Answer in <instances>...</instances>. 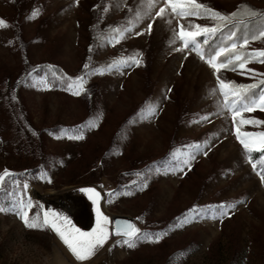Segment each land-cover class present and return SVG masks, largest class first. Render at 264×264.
<instances>
[{
    "label": "rangeland",
    "instance_id": "rangeland-1",
    "mask_svg": "<svg viewBox=\"0 0 264 264\" xmlns=\"http://www.w3.org/2000/svg\"><path fill=\"white\" fill-rule=\"evenodd\" d=\"M198 2L225 15L264 8V0ZM153 3L0 0V174L10 173L0 184V264H264L261 169L246 159L217 87V76L236 84L264 76L214 74L191 46L178 51L179 25L215 22L158 17L164 0ZM252 49H264V40ZM132 56L139 66L120 63ZM45 64L63 78L50 79ZM246 68L264 73L261 63ZM77 77L84 91L74 95L67 86ZM242 117L264 121V112ZM240 130L264 132V124ZM77 135L83 139L70 138ZM85 188L100 193L110 233L86 261L50 228H28L11 210L31 202L29 217L52 211L91 232L96 206ZM112 214L134 219L136 247L112 234Z\"/></svg>",
    "mask_w": 264,
    "mask_h": 264
},
{
    "label": "snow or ice",
    "instance_id": "snow-or-ice-1",
    "mask_svg": "<svg viewBox=\"0 0 264 264\" xmlns=\"http://www.w3.org/2000/svg\"><path fill=\"white\" fill-rule=\"evenodd\" d=\"M148 4L149 7L155 6L153 0H148ZM104 11L107 12L108 9L105 8ZM166 13L176 18L178 21L182 18L197 17L215 22L211 27L206 25L202 26L200 24H189L187 29H185L184 25H179V31L175 33V37L182 41L183 47L178 48V51H183L191 46L192 50L196 52L199 58L214 70V74L220 73L221 70L237 71V69H240L243 70L241 74L247 73L252 77L264 76V73H257L252 69L246 68L250 63L264 64V49L246 50L250 42L264 40V23H262L259 31L251 36V40L245 38L239 44L232 43L230 48H221L215 52V55L206 57L203 47L197 41L198 37L203 36L204 43H208L209 38L219 32L224 25L232 23L235 20H240V22L243 23V17H258L261 21H264V13L257 12L247 5H241L238 7L237 11L232 12L230 15H225L198 2V0H164V6L160 7L156 16L163 17ZM36 14V12H33L32 18H34ZM167 22L169 24L172 23L171 20ZM0 27H6L2 20H0ZM151 28L152 25L149 24L148 30L150 31ZM114 31L117 32L119 38H123V31L119 29H114ZM124 31H131V29H125ZM235 35L236 34L233 32L231 36H229V39H232ZM116 42H119V39H117ZM221 57H223V59H219ZM120 63L124 65L131 63L139 66L141 60L138 59L137 56H132ZM84 67L87 69L88 65L85 64ZM112 67L113 65H109V69ZM67 87L69 90L75 89L73 94L79 95L84 91L83 77H77L76 80L69 83ZM217 87L220 94L224 97L222 107L232 114L236 139L243 147L246 159L252 165L253 170L256 171L257 166H260L261 170L256 174L259 176L261 182L264 183V132L250 133L240 130L241 126L244 124H264V121L244 119L242 117L244 112H254L256 110L264 112V79H259L256 83L252 84H236L231 81L226 82L217 76ZM257 89L259 90L257 91ZM203 119H207V117ZM89 126L91 127L93 125ZM70 138L83 139V136L77 135ZM253 152L260 154L256 162H253L252 159L251 154ZM184 163H187V161H184ZM9 175L10 173L7 170H5L3 174H0V184H2ZM24 187L26 189L27 185L25 184ZM80 191L88 194L89 199L92 201L93 205L96 206V227L93 228L91 232H81L71 224V221L68 220L66 216L52 211L44 212L42 218L38 216L29 217L26 209L31 208V202L25 203L20 201L18 206L11 210L15 211V214L28 228H50L56 233L76 260L86 261L108 240L110 234L107 227L109 218L103 215L99 210L100 193L93 188H85ZM0 211H5V209L0 208ZM115 234L123 238L120 242L128 248L136 247V242L140 239V229L126 221L117 222ZM158 239L159 237H157V241Z\"/></svg>",
    "mask_w": 264,
    "mask_h": 264
},
{
    "label": "trees",
    "instance_id": "trees-1",
    "mask_svg": "<svg viewBox=\"0 0 264 264\" xmlns=\"http://www.w3.org/2000/svg\"><path fill=\"white\" fill-rule=\"evenodd\" d=\"M250 8L256 10L257 12L264 13V8L249 6ZM231 14V13H230ZM228 14V15H230ZM243 23L240 20H235L232 23H228L224 25L219 32H217L214 36H211L208 40V43H204L202 38H198L197 40L201 44L204 50L205 56L215 55V52L220 48H230L232 42L236 41L237 43L242 42L245 38L251 39V36L256 34L261 28L262 23L260 18H248L243 17ZM235 33V37L229 39L232 33ZM223 59V57L219 58ZM43 70L45 69L50 76V79H62L63 74L59 67L55 65L45 64L41 66ZM259 89H257L258 91Z\"/></svg>",
    "mask_w": 264,
    "mask_h": 264
},
{
    "label": "water",
    "instance_id": "water-1",
    "mask_svg": "<svg viewBox=\"0 0 264 264\" xmlns=\"http://www.w3.org/2000/svg\"><path fill=\"white\" fill-rule=\"evenodd\" d=\"M125 221L130 223V224H133L135 227H137V224L132 217L127 216V215H113L112 214V216H111V232L113 235H116L115 230H116L117 222H125Z\"/></svg>",
    "mask_w": 264,
    "mask_h": 264
},
{
    "label": "bare ground",
    "instance_id": "bare-ground-1",
    "mask_svg": "<svg viewBox=\"0 0 264 264\" xmlns=\"http://www.w3.org/2000/svg\"><path fill=\"white\" fill-rule=\"evenodd\" d=\"M104 208H105V210H106V206L104 205Z\"/></svg>",
    "mask_w": 264,
    "mask_h": 264
}]
</instances>
